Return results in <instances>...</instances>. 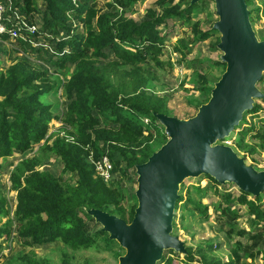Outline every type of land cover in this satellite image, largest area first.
Returning <instances> with one entry per match:
<instances>
[{"label": "trees", "instance_id": "trees-1", "mask_svg": "<svg viewBox=\"0 0 264 264\" xmlns=\"http://www.w3.org/2000/svg\"><path fill=\"white\" fill-rule=\"evenodd\" d=\"M98 1L41 0L42 9L38 11L37 0H12L19 15L27 20L32 14L42 15V31L32 35L31 40L48 38L46 40L54 43L53 48L59 55H56L54 66L67 77L63 82L59 77H52L47 69L33 67L24 58L11 61L0 70V161L15 151L25 154L35 146L37 148L31 157L22 158L9 172L10 191L15 192L16 201L13 218L17 237L24 247L59 242L71 251H83L98 248L101 236L106 244L112 242L85 210L98 209L126 222L132 219L137 201L133 194V204L122 207L126 191L121 188V179L126 177L129 169L135 170L136 165L144 163L155 151L151 143L158 122L152 114L173 116L167 108L166 97L143 90L151 88L157 80L156 73L148 67L161 68L160 58L166 48L165 37L160 35L158 28L168 19L178 18L189 29L190 37H179L171 44V53H175L180 61L186 59L195 45L209 39L213 31L202 30L200 21L190 18L192 12H199L201 0L192 5L190 0H155L139 23L127 14L133 13V6L144 0H114L105 2L104 7L98 6ZM245 2L251 22L253 1ZM61 31L65 36H60ZM218 42L219 36L212 47L214 50ZM31 43L21 39L14 42L24 52L31 48ZM206 63L209 69H221L219 76L225 69L220 61L206 60ZM219 76L214 77L207 71L193 76L191 83L202 98L196 109L208 100ZM260 82H264V75ZM61 87L67 100L62 120L54 114L58 110L56 94ZM262 94L259 101L264 104V91ZM256 101L233 130L238 134L235 147L240 149L253 150V146H242L247 137L264 143V119L257 116L262 106ZM248 115L255 116L258 122L247 123ZM142 117L150 118L154 124L153 129L146 127V133L140 120ZM53 119L60 120L61 125L48 133V124ZM162 136L165 143L166 136L164 133ZM256 147L259 146L254 149ZM114 153L118 154L119 160H111ZM91 155L95 160L106 155L113 171H119L121 178L107 186L100 178L94 177V167L88 162ZM51 157L61 162L62 175L74 177L75 181L56 178L41 170ZM204 177L210 182L206 186L193 185L186 189L189 208L179 215L180 229L185 228L183 222L195 212L201 216L199 222H202L207 213L202 200L208 191L218 194L220 185L209 176ZM183 188L182 183L179 191ZM261 196L252 197L253 202L241 200L248 206V214L253 215L254 226L264 222V212L257 204ZM214 207L219 210L220 204L216 203ZM221 213L229 216L226 209ZM2 218L6 221L0 224V238L9 235L12 224L0 190ZM193 248L185 245L186 253L181 255V264H239L231 254L224 263ZM167 254L177 255L172 250L165 251L157 264H173L174 260ZM244 256L249 258L251 255L246 252ZM17 264L50 263L29 251L19 256Z\"/></svg>", "mask_w": 264, "mask_h": 264}, {"label": "rangeland", "instance_id": "rangeland-1", "mask_svg": "<svg viewBox=\"0 0 264 264\" xmlns=\"http://www.w3.org/2000/svg\"><path fill=\"white\" fill-rule=\"evenodd\" d=\"M41 0H37V10L40 11ZM114 0H99L97 5L104 7L105 2ZM251 8L254 9L252 16L253 20L251 25L255 36L258 40L264 41V0H252ZM155 0H144L142 3H136L133 6V13H128L127 16L131 17L135 22L139 23L143 20L144 13L147 8L153 7ZM198 7L199 12H192V21L199 20L200 27L204 31L212 29V25L217 21L215 15L214 4L210 0H201ZM14 8L13 3L10 1L8 4L6 16L14 17V13L10 10ZM15 9V8H14ZM250 9V8H249ZM256 9V10H255ZM18 11L17 9H15ZM104 11L106 9L104 8ZM19 15V14H18ZM31 19L28 21L36 25L38 31H42V15L40 13L32 14ZM160 35L165 37L166 48H164L163 56L160 58L161 68L156 69L149 66L148 69L152 73H156L157 80H155L151 88H143L144 92L149 93L154 91L158 96H164L167 99V108L173 116L179 119H188L192 117L200 104L202 98L195 90L191 83V79L195 74L203 71L210 72L214 77H218L221 69H209V64L206 60L211 62L220 61L221 52L213 49L214 42L219 34L216 31L211 32V36L204 42L198 43L192 48L185 60H179L171 54V44L174 43L179 37L189 36V29L182 24V20L178 18H170L166 21L164 26L158 28ZM60 36H65L64 32H60ZM48 38H45V40ZM37 38L36 41L32 40L31 48L24 52L21 47L15 45L9 39H0V70L5 69L11 61L17 58H24L35 68L47 69L52 77H59L61 81L65 82L67 77L54 66V61L57 60V52L53 45L48 40ZM51 41V40H50ZM2 51V52H1ZM62 53H60L61 55ZM59 56V55H58ZM111 59V54L109 55ZM180 61V63H179ZM172 64V65H171ZM72 64L69 67L72 69ZM54 81L51 80V83ZM257 88L263 92L264 82L257 84ZM52 97L49 98V100ZM58 110L54 114H58L59 119L62 120L64 114V105L67 100L63 97L62 87L58 89L56 94ZM51 101V100H50ZM262 106V110L258 112L260 118L264 119V104L259 100L256 101ZM97 114L95 111L93 112ZM60 120H51L48 124V133L57 129L61 122ZM158 122V121H157ZM246 122H258L255 116H247ZM157 130L153 132V141L151 143L152 149L157 150L164 144L163 127L158 122L156 124ZM264 130V127H263ZM146 133V130L144 131ZM146 135V134H145ZM166 139V138H165ZM238 139L237 131L230 134L229 137L221 140L218 144H223L235 149L239 157H245V163L254 167L256 170H264V143L259 142L257 139L245 138L242 146H248L253 150L250 151L246 148L235 147ZM166 141V140H165ZM256 149H254V147ZM36 146L31 152L19 154L13 152L7 159L0 161V190L4 194L6 200V207L9 211V218L12 219L11 230L9 235L0 238L2 250L0 251V264H17L20 255L33 251L38 257L44 258L50 264H116L118 257L123 255L124 250L115 242L110 244L104 242V236L98 238V248L71 251L63 247L59 242L47 243L42 245H35L32 247L23 246L22 241L17 237L16 225L13 218L15 209V192L10 191L9 172L13 166L22 158L31 157L36 152ZM233 149V150H234ZM244 149V150H243ZM258 152H257V151ZM99 159V158H98ZM97 159V160H98ZM93 159L92 155L88 156V162L97 161ZM112 161L119 160L118 154H113ZM123 168V166H122ZM41 170L50 172L54 177H62L66 181H75L74 177L62 175L61 162L51 157L47 159L40 168ZM94 177L97 178L94 173ZM120 172L113 171L112 180L105 183L109 186L114 180L120 179ZM104 183V182H103ZM209 179L204 176L198 178H189L184 180V188L179 191L180 200L175 204V217L174 225L175 231L173 235H177L187 247H194L199 252L211 254L212 256L221 259L224 263L227 262V257L231 254L239 264H264V222H260L258 226L252 225L253 215L248 214V206L241 203V200L252 201V196H244L233 184L220 185L218 187V194H213L208 191L203 205L207 207L206 218L200 221L201 216L195 212L193 217L188 216L185 219L184 229H180L179 215L185 212L189 206L186 203L188 198L186 192L187 187L190 186H206ZM121 188L126 191L125 200L121 202L123 208L129 207L132 202V195L136 189V174L134 169H129L125 178L121 179ZM220 204V209L216 210L214 205ZM260 210L264 212V193H262L260 202L257 203ZM226 209L229 216L222 214L221 211ZM231 217L234 220H230ZM6 218L0 219V224L4 223ZM260 234L259 238L254 236ZM248 252L251 255L249 258L244 254ZM172 257L173 264H181L183 262L181 255L167 254Z\"/></svg>", "mask_w": 264, "mask_h": 264}, {"label": "water", "instance_id": "water-1", "mask_svg": "<svg viewBox=\"0 0 264 264\" xmlns=\"http://www.w3.org/2000/svg\"><path fill=\"white\" fill-rule=\"evenodd\" d=\"M199 0H190L195 4ZM217 21L224 71L208 100L188 119L154 113L166 141L135 166L137 205L129 222L98 209L85 213L124 253L116 264H157L168 250L184 255V242L173 235V217L184 180L209 176L219 185L233 184L243 193H264V170L247 165L229 146L218 144L263 97L257 84L264 75V41L255 36L245 0H210Z\"/></svg>", "mask_w": 264, "mask_h": 264}, {"label": "built area", "instance_id": "built-area-1", "mask_svg": "<svg viewBox=\"0 0 264 264\" xmlns=\"http://www.w3.org/2000/svg\"><path fill=\"white\" fill-rule=\"evenodd\" d=\"M12 2V0H0V39L2 37H7L13 43L21 39L23 41L31 40V36L38 32L36 25L30 23L25 16L18 15V11H16L13 7L10 10L14 13V17H7L6 12L8 8V4ZM177 58L175 53H171ZM141 122L144 125V130L146 127L153 129V123L150 118L142 117ZM93 165L95 174L98 178H100L104 183H107L112 180L113 176V165L109 158L104 155L100 157L97 161H90Z\"/></svg>", "mask_w": 264, "mask_h": 264}, {"label": "crops", "instance_id": "crops-1", "mask_svg": "<svg viewBox=\"0 0 264 264\" xmlns=\"http://www.w3.org/2000/svg\"><path fill=\"white\" fill-rule=\"evenodd\" d=\"M256 146V145H255Z\"/></svg>", "mask_w": 264, "mask_h": 264}]
</instances>
